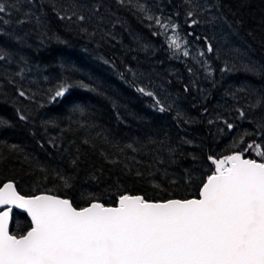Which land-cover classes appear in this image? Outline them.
<instances>
[{
    "label": "trees",
    "instance_id": "obj_1",
    "mask_svg": "<svg viewBox=\"0 0 264 264\" xmlns=\"http://www.w3.org/2000/svg\"><path fill=\"white\" fill-rule=\"evenodd\" d=\"M0 2L10 6L0 15V184L74 207L125 193L187 198L209 155L264 145V0ZM148 15L177 24L190 56L154 36ZM61 85L68 93L53 100ZM11 217L13 234L29 228L25 213Z\"/></svg>",
    "mask_w": 264,
    "mask_h": 264
},
{
    "label": "snow or ice",
    "instance_id": "obj_2",
    "mask_svg": "<svg viewBox=\"0 0 264 264\" xmlns=\"http://www.w3.org/2000/svg\"><path fill=\"white\" fill-rule=\"evenodd\" d=\"M9 7L0 2V15ZM140 10L144 11L143 5ZM73 16L81 22L86 19ZM187 16L190 26L198 23L192 11ZM146 19L154 20L160 31L153 35L163 36L174 55L183 49L182 55L190 56L177 24L160 16ZM169 30L172 35H167ZM206 44L212 53V44L207 40ZM4 58L0 55V60ZM69 87L61 85L53 100L65 96ZM136 90L152 97L161 113L166 111L153 92L144 87ZM19 95L26 94L21 90ZM240 116L245 113L240 111ZM233 127L227 124L229 130ZM253 149L260 160L245 158ZM208 161L210 168L200 180L198 197L185 199L151 201L125 193L115 206L93 200L77 208L51 190L25 196L15 181L4 182L0 184V264H264V145L254 141L243 151L209 155ZM14 209L30 218L26 233L10 231Z\"/></svg>",
    "mask_w": 264,
    "mask_h": 264
},
{
    "label": "water",
    "instance_id": "obj_3",
    "mask_svg": "<svg viewBox=\"0 0 264 264\" xmlns=\"http://www.w3.org/2000/svg\"><path fill=\"white\" fill-rule=\"evenodd\" d=\"M234 152H236V151H234ZM232 153V152H231ZM231 153H229V154H231ZM228 155V154H227ZM219 157H223V156H219ZM245 158H249L248 156H245ZM250 159H254V158H250ZM5 182H8V181H5ZM4 183V182H3ZM41 192H39V193H36V194H40ZM36 194H31V195H36ZM199 194V193H198ZM198 194H197V196H191V197H187V198H193V197H198ZM22 195H24V194H22ZM31 195H25V196H31ZM54 195H56V194H54ZM57 196H60V195H57ZM60 197H62V196H60ZM62 198H66V197H62ZM68 199V198H67ZM168 199H185V198H168ZM166 200V199H165ZM151 201H153V200H151ZM154 201H158V200H154ZM91 202H93V201H91ZM91 202H89L88 204H86V205H84V206H82V207H77V208H83V207H87ZM105 205V204H104ZM116 205V203L115 204H112V205H105V206H115ZM19 211V212H23V213H25V215H26V217L29 219V222H30V218L27 216V213L26 212H24L23 210H21V209H14L13 210V212L14 211ZM11 221H12V217L10 218V221H9V229H10V226H11ZM28 230V229H27ZM27 230H25V232L24 233H26V231ZM23 234V233H22Z\"/></svg>",
    "mask_w": 264,
    "mask_h": 264
},
{
    "label": "rangeland",
    "instance_id": "obj_4",
    "mask_svg": "<svg viewBox=\"0 0 264 264\" xmlns=\"http://www.w3.org/2000/svg\"><path fill=\"white\" fill-rule=\"evenodd\" d=\"M172 34H173V33H172L171 30H170V31H169V35H172ZM182 51H183V49H181V52H182ZM249 144H252V143H249ZM249 144H248V145H249ZM249 152H250L251 156H254V157H256V158L259 157V156L256 155V153H255V149L250 150Z\"/></svg>",
    "mask_w": 264,
    "mask_h": 264
}]
</instances>
